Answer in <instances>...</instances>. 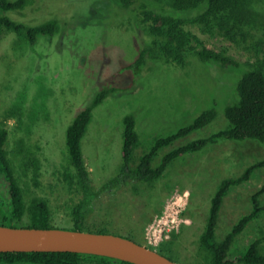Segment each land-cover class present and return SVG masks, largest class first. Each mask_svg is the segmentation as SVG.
<instances>
[{"label":"rangeland","instance_id":"1","mask_svg":"<svg viewBox=\"0 0 264 264\" xmlns=\"http://www.w3.org/2000/svg\"><path fill=\"white\" fill-rule=\"evenodd\" d=\"M0 15L31 25L50 18L57 20L56 33L51 37L38 35L33 46L21 31L2 27L0 34V126L8 129L5 150L25 199L33 192L46 197L56 227L72 226L69 211L80 196L66 177L71 176L72 167L65 130L96 91L105 86L117 87L93 108L81 141L93 183L100 185L121 165L125 114L136 115L140 142L135 160L156 136L176 130L204 108L215 105L217 116L213 122L176 143L207 135L228 125L223 109L237 97L235 83L240 70L253 62L257 54L264 53V41L256 54L222 35L204 33L193 24H185L201 44L224 51L239 61L241 68L206 65L188 55L184 63H151L134 78L122 66L136 57L144 39L149 38L143 31L144 23L140 22L136 5L124 6L118 0H27L21 8L0 10ZM9 121L14 123L10 126ZM163 151L158 152L154 163ZM263 157L264 143L256 139L210 143L198 152L175 159L152 185L129 184L112 194H101L84 228H95L106 213L107 231L117 234L118 229L126 233L120 215L134 213L148 219L145 233L146 226L161 214L168 198L175 192L188 190L189 207L181 216L190 219L191 224L181 225L164 242L181 262L200 264L207 260V255L199 250V235L219 181L226 175H237L247 164ZM33 161L38 162L37 172ZM36 175L38 188L32 184ZM262 185L264 167L256 169L239 186L231 187L219 214L217 239L250 210L251 195ZM0 193L5 195L6 188L0 189ZM152 198L156 200L153 209ZM259 202L264 205V192ZM147 209H155L151 217L147 216L150 215ZM26 220L24 216L22 222ZM257 237L261 238L260 248L264 252V210L237 236L230 254L243 250Z\"/></svg>","mask_w":264,"mask_h":264},{"label":"trees","instance_id":"2","mask_svg":"<svg viewBox=\"0 0 264 264\" xmlns=\"http://www.w3.org/2000/svg\"><path fill=\"white\" fill-rule=\"evenodd\" d=\"M29 1V0H28ZM124 6L136 5L140 22L144 23V39L136 57L124 64L135 78L149 64L159 61H175L184 63L188 55L199 61L217 64L222 68L238 69L241 63L224 51L211 49L201 44L198 39L185 28V24L195 25L201 32L222 35L236 46L253 51H261L264 41V0H118ZM27 0H0V10L21 8ZM2 27L21 31L29 45L33 46L38 35L51 37L58 26L55 18L37 24L16 22L6 15H0V34ZM235 83L237 97L224 106L223 113L228 125L207 135L192 137L176 143L192 132L213 122L217 116L215 105L208 106L199 112L189 123L176 130L156 136L150 146L135 160V150L140 142V134L136 128L135 112H129L122 118V162L117 172L100 185H95L90 176L82 151V138L92 118V110L104 98L117 90L114 85L100 88L86 105L74 115L65 130V141L70 155L72 174L67 179L74 183L72 189L79 193V199L71 205L69 215L73 229H85V220L95 208L96 200L103 193L112 194L118 188L129 184L146 183L152 185L160 179L178 157L198 152L210 143L220 140L256 139L264 143V53L258 54L255 60L246 67ZM8 129L0 126V189L6 188L5 195L0 193V223L11 226L52 227L51 209L46 197L36 192L25 199L23 187L18 181L11 160L5 150ZM169 147L164 150V148ZM160 150H164L154 159ZM69 163V164H70ZM35 172L39 165L33 161ZM264 167V157L247 164L237 175H226L221 178L210 198V206L205 226L199 235V250L207 255V260L200 264H264V252L260 248L261 238L249 242L243 250L231 255L237 236L258 214L264 210L259 196L264 192V185L251 195V208L238 217L223 237L217 239L218 218L224 198L231 187L239 186L251 178L253 172ZM33 186L38 188L40 182L37 175ZM71 186V184H70ZM155 198L150 200L154 207ZM155 210V209H154ZM154 210L147 209V216ZM24 216L27 217L22 222ZM109 215L102 216L93 231H107ZM126 224V233L118 230L117 234L125 235L142 244H147L144 225L148 219L142 215H120ZM89 230V229H87ZM168 241L167 243H169ZM171 259L181 262L172 255V248L165 242L154 248ZM169 254V255H168ZM174 257V258H173ZM183 264H189L181 262ZM0 264H135L109 256L80 253L73 251H0Z\"/></svg>","mask_w":264,"mask_h":264},{"label":"water","instance_id":"3","mask_svg":"<svg viewBox=\"0 0 264 264\" xmlns=\"http://www.w3.org/2000/svg\"><path fill=\"white\" fill-rule=\"evenodd\" d=\"M0 251H73L135 264H183L125 235L66 227L0 223Z\"/></svg>","mask_w":264,"mask_h":264},{"label":"clouds","instance_id":"4","mask_svg":"<svg viewBox=\"0 0 264 264\" xmlns=\"http://www.w3.org/2000/svg\"><path fill=\"white\" fill-rule=\"evenodd\" d=\"M14 121H9L13 124ZM191 193L188 190L173 193L165 202L161 214L154 217L151 223L145 228V239L149 245L156 248L161 243L169 239V234L173 231H179L181 225L187 227L191 220L181 216V213L187 211Z\"/></svg>","mask_w":264,"mask_h":264},{"label":"built area","instance_id":"5","mask_svg":"<svg viewBox=\"0 0 264 264\" xmlns=\"http://www.w3.org/2000/svg\"><path fill=\"white\" fill-rule=\"evenodd\" d=\"M148 244V243H147Z\"/></svg>","mask_w":264,"mask_h":264}]
</instances>
